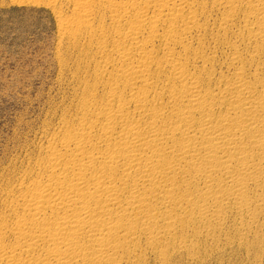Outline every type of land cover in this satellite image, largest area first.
Segmentation results:
<instances>
[{
	"label": "bare ground",
	"instance_id": "obj_1",
	"mask_svg": "<svg viewBox=\"0 0 264 264\" xmlns=\"http://www.w3.org/2000/svg\"><path fill=\"white\" fill-rule=\"evenodd\" d=\"M45 2L74 67L0 166V264H264V0Z\"/></svg>",
	"mask_w": 264,
	"mask_h": 264
},
{
	"label": "rangeland",
	"instance_id": "obj_2",
	"mask_svg": "<svg viewBox=\"0 0 264 264\" xmlns=\"http://www.w3.org/2000/svg\"><path fill=\"white\" fill-rule=\"evenodd\" d=\"M45 1L0 0V166L19 153L26 137L33 139L46 107L61 100L67 69L74 67L58 60L57 19ZM68 49L61 47V54Z\"/></svg>",
	"mask_w": 264,
	"mask_h": 264
}]
</instances>
